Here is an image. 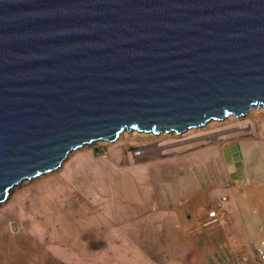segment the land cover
Returning a JSON list of instances; mask_svg holds the SVG:
<instances>
[{
    "label": "water",
    "instance_id": "water-1",
    "mask_svg": "<svg viewBox=\"0 0 264 264\" xmlns=\"http://www.w3.org/2000/svg\"><path fill=\"white\" fill-rule=\"evenodd\" d=\"M264 110V0H0V204L76 149Z\"/></svg>",
    "mask_w": 264,
    "mask_h": 264
},
{
    "label": "rangeland",
    "instance_id": "rangeland-1",
    "mask_svg": "<svg viewBox=\"0 0 264 264\" xmlns=\"http://www.w3.org/2000/svg\"><path fill=\"white\" fill-rule=\"evenodd\" d=\"M232 143L246 186L264 195L261 109L179 135L125 133L72 151L0 204V264H169L160 263L155 223L185 211L174 184L207 188L203 169L220 166Z\"/></svg>",
    "mask_w": 264,
    "mask_h": 264
},
{
    "label": "crops",
    "instance_id": "crops-1",
    "mask_svg": "<svg viewBox=\"0 0 264 264\" xmlns=\"http://www.w3.org/2000/svg\"><path fill=\"white\" fill-rule=\"evenodd\" d=\"M233 146L228 144L219 153L220 166L203 169L208 173L207 188L196 191L188 179L180 189L174 184L185 211L156 219L160 263L264 264L254 251L258 246L264 250V195L246 186L241 152ZM217 205L224 212V223L207 224L205 209Z\"/></svg>",
    "mask_w": 264,
    "mask_h": 264
},
{
    "label": "built area",
    "instance_id": "built-area-1",
    "mask_svg": "<svg viewBox=\"0 0 264 264\" xmlns=\"http://www.w3.org/2000/svg\"><path fill=\"white\" fill-rule=\"evenodd\" d=\"M222 201L225 199L222 198ZM205 217H206V222L212 223V224H223L224 223V212L220 209V206L217 205L216 207L209 208L205 211ZM255 251V256L257 259L260 261H264V250L261 246H258L257 248L254 249ZM239 264H243V261L241 260Z\"/></svg>",
    "mask_w": 264,
    "mask_h": 264
},
{
    "label": "bare ground",
    "instance_id": "bare-ground-1",
    "mask_svg": "<svg viewBox=\"0 0 264 264\" xmlns=\"http://www.w3.org/2000/svg\"><path fill=\"white\" fill-rule=\"evenodd\" d=\"M258 110L259 109H261V108H257ZM255 110H256V108L255 109H251L248 113H252V112H255ZM261 110H263V109H261ZM264 111V110H263ZM230 117H232V116H230ZM227 118H229V117H227ZM132 132H134V131H130V132H128V133H132ZM126 132H121L119 135H123V134H125ZM138 134H140V133H138ZM133 135V134H132ZM99 141H104V140H99ZM104 142H106V141H104ZM106 143H109V142H106Z\"/></svg>",
    "mask_w": 264,
    "mask_h": 264
}]
</instances>
